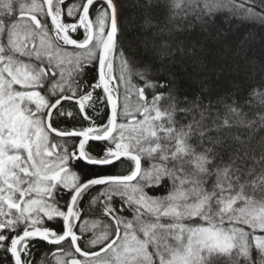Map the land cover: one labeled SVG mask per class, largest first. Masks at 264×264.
<instances>
[{"label":"snow or ice","instance_id":"1","mask_svg":"<svg viewBox=\"0 0 264 264\" xmlns=\"http://www.w3.org/2000/svg\"><path fill=\"white\" fill-rule=\"evenodd\" d=\"M163 6L214 38L225 13L264 25V0ZM119 39L118 0H0V264L41 242L55 264H264V90L182 93Z\"/></svg>","mask_w":264,"mask_h":264},{"label":"trees","instance_id":"2","mask_svg":"<svg viewBox=\"0 0 264 264\" xmlns=\"http://www.w3.org/2000/svg\"><path fill=\"white\" fill-rule=\"evenodd\" d=\"M80 2L67 0V3ZM163 3L164 0H118L119 43L131 60L147 62L174 78L177 90L182 93H195L206 86L214 97L234 93L245 100L253 89L264 90V25L229 22L225 13L215 24L221 35L214 38L208 30L189 28L183 19L169 20ZM165 40L170 45L166 49L161 47ZM180 47L191 53L180 63L161 55L174 54ZM94 76V72H89L84 79L91 83ZM97 107L100 117L105 118L107 109L99 104ZM73 110L78 112V106ZM260 111H264V106L253 102L250 114ZM116 171L127 174V167ZM83 219L106 222L97 211H86ZM65 246L68 247L67 242ZM56 247L41 242L35 253L37 264H55L51 253Z\"/></svg>","mask_w":264,"mask_h":264}]
</instances>
